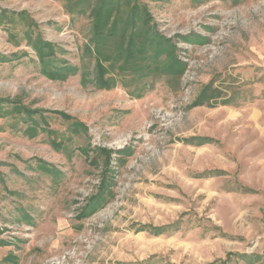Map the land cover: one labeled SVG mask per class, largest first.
I'll return each mask as SVG.
<instances>
[{
	"label": "rangeland",
	"instance_id": "obj_1",
	"mask_svg": "<svg viewBox=\"0 0 264 264\" xmlns=\"http://www.w3.org/2000/svg\"><path fill=\"white\" fill-rule=\"evenodd\" d=\"M0 264H264V0H0Z\"/></svg>",
	"mask_w": 264,
	"mask_h": 264
},
{
	"label": "trees",
	"instance_id": "obj_2",
	"mask_svg": "<svg viewBox=\"0 0 264 264\" xmlns=\"http://www.w3.org/2000/svg\"><path fill=\"white\" fill-rule=\"evenodd\" d=\"M44 74H46L50 79L54 78L53 76V73L50 72V71H44Z\"/></svg>",
	"mask_w": 264,
	"mask_h": 264
}]
</instances>
